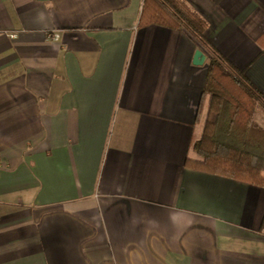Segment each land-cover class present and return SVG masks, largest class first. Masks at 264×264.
<instances>
[{
    "label": "crops",
    "instance_id": "0c3cea01",
    "mask_svg": "<svg viewBox=\"0 0 264 264\" xmlns=\"http://www.w3.org/2000/svg\"><path fill=\"white\" fill-rule=\"evenodd\" d=\"M180 1L264 100V0ZM142 2L0 0V264H264V186L185 163L208 53Z\"/></svg>",
    "mask_w": 264,
    "mask_h": 264
},
{
    "label": "trees",
    "instance_id": "16d2710c",
    "mask_svg": "<svg viewBox=\"0 0 264 264\" xmlns=\"http://www.w3.org/2000/svg\"><path fill=\"white\" fill-rule=\"evenodd\" d=\"M157 23L184 31L208 53L203 95H209L201 137L192 144L200 160L186 159L193 168L264 186V100L232 68L204 36V21L180 0H143L139 24ZM255 123L263 138L248 136ZM258 147L253 152L249 147Z\"/></svg>",
    "mask_w": 264,
    "mask_h": 264
},
{
    "label": "water",
    "instance_id": "95a60500",
    "mask_svg": "<svg viewBox=\"0 0 264 264\" xmlns=\"http://www.w3.org/2000/svg\"><path fill=\"white\" fill-rule=\"evenodd\" d=\"M204 59H205V54L200 49H196L193 54V59H192L193 64L200 65L203 63Z\"/></svg>",
    "mask_w": 264,
    "mask_h": 264
},
{
    "label": "built area",
    "instance_id": "2783aa9c",
    "mask_svg": "<svg viewBox=\"0 0 264 264\" xmlns=\"http://www.w3.org/2000/svg\"><path fill=\"white\" fill-rule=\"evenodd\" d=\"M52 36L55 38L57 35L53 34Z\"/></svg>",
    "mask_w": 264,
    "mask_h": 264
}]
</instances>
